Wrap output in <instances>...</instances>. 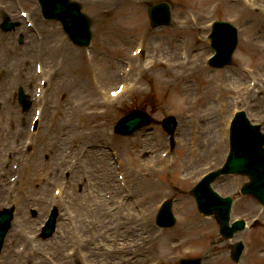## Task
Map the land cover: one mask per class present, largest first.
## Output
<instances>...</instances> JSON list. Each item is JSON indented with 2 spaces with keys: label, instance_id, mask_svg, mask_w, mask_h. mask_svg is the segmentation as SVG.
Listing matches in <instances>:
<instances>
[{
  "label": "rangeland",
  "instance_id": "rangeland-1",
  "mask_svg": "<svg viewBox=\"0 0 264 264\" xmlns=\"http://www.w3.org/2000/svg\"><path fill=\"white\" fill-rule=\"evenodd\" d=\"M95 1L96 0H80L84 11L94 19V32L112 29L119 34L115 43H118L121 46L120 50L115 51L114 54H119L121 52V55L124 57L129 54L132 47L128 48V52H124L123 47L127 46L125 45V42L130 44V41L135 38V35L140 28V24H145L147 29L151 31V44L155 43V45H162L161 42L166 39V33L154 35L156 34V30L148 27V16L145 9L146 5L151 0H113L109 3L105 2L106 4L104 5V8L112 7L113 9L110 10V12H105L106 14H102L104 11L98 12L100 6L99 4H95ZM172 2L174 4L175 21L172 26L161 29H169L170 31L172 28H175V23H177V21H181L187 17L193 19L192 24H190V29L196 28L197 22L195 20L199 19L202 13L205 17L204 24L213 18H230L239 25L241 30V44L234 57L233 65L224 70H218L219 72H217V70H212L208 65H205L206 69L210 71V73H213V79L216 82L224 83V85H240L241 81L234 80L233 78L237 77L240 79V76L239 74L237 75V73L241 71V67L246 70L248 68L254 71V74L259 76H264V44H262L264 43V36H259L260 31L264 28V13L262 11L264 10V6L258 5L264 3V0H250L252 7L248 8L242 7L240 1L235 3L233 0H172ZM126 7L130 10H126ZM121 8L124 10H121ZM132 19H134L133 24L137 30L134 31L133 35L130 32L131 37H128L124 35L122 30L124 27H127L125 25L129 24ZM246 20L248 22H246ZM258 22L261 23L258 24ZM254 23H256V26H251L254 25ZM44 28L45 30L52 29L53 25L51 23H46L44 24ZM108 37L112 36H107L106 38ZM59 39L60 42H65L64 38L61 37L58 38V40ZM56 41L57 40H55V42ZM105 43L108 45L107 40ZM155 45H153V47ZM72 49H76L75 54L78 55L77 57L83 65L82 70L79 74L75 75L73 73H67L64 68L59 80L61 81L60 83H63L65 80L63 78L69 77L72 79L75 77L79 86L83 89H78L77 87L75 89L72 86L70 87V81H68L67 84L69 85L65 86L64 89L60 91L59 97L62 103V101L67 99L71 91H73L75 93V98H78L79 96L81 98L77 101L79 107H76V146L77 149L81 150L82 154L80 155L82 157L78 159L79 153L76 152V155L71 156L70 158L75 159V170L79 161H81L85 167L79 170V173H77V170L76 172L74 171L72 177H74L75 181L69 189L68 184L62 182L67 190L61 201V207L63 209H61V212L63 215L59 233L66 238L63 239L61 236L56 237V235L52 239L53 243L51 245L56 248L61 239H70V237L66 236L67 232L70 236H73L75 238V244L78 247L77 253L80 254L77 256L78 261L73 262L74 264H179V258L186 257L189 254L192 256L203 257V264H217L210 259L208 253L209 249L214 247H220L217 251L222 253L223 256L218 262L223 263L225 257L227 259V242H221L223 239H221L219 235V226L215 223L213 218L204 217L198 212L194 199L189 196V191L193 183H190L187 179L182 182L179 181L182 176L188 178L193 169H196L193 176L194 182L203 172L212 167H216L222 159L218 158V160L215 161L205 158L190 168L188 160H185L184 162L179 160L185 154L182 147H176L174 152L171 151V157H169V159L162 160V166L152 167V157H148L156 150L155 144L151 147H146L147 149H143L146 151L148 150L147 153L142 152L140 148H143L145 139L137 141L136 148L133 144L127 143L124 141V138L121 137H117L114 142L110 132V127L114 121L119 115H121L125 108H128L131 104H142L144 106L150 105L148 109L152 112L156 121H158L157 118L163 119L169 113H174L177 118L182 121L181 118H183V116L176 105V108L174 105L168 109L163 107L169 98L168 93L174 90L178 81H172L173 75L167 70L156 68L148 72L144 78L138 81L139 86L145 88L146 91L141 92V90L135 89L113 105V107H111V112L108 115L110 122L107 127H102V132V130L97 127L99 118H96L94 113L87 114L86 111L100 107V105H98V91L101 86L105 87V89H110L115 85L113 83H108V85L107 83L104 84L103 81L101 82L100 74L94 73L95 76H99V82H101V86L99 83V86L95 87L91 81L92 75L90 76L91 66H86L82 63H85V61H83L85 60L82 54L83 50L81 51V49L77 47H73ZM92 53L94 54L93 50ZM96 55H98V53H96ZM159 57L161 58V56ZM105 61L108 62L112 60L104 59L103 62ZM226 70L228 71L225 75L223 72ZM156 75H161V80L165 81V83L168 82L166 88L169 87L166 89L165 94L161 93V90L165 89L164 84H162L163 88L157 86ZM170 81L172 82V85ZM241 83H245V77ZM259 90L261 92L264 91L263 88ZM82 91L84 92L80 95ZM92 92H94L93 96ZM261 92L256 90L246 104L244 99L238 96L235 100V105L232 107L233 110L242 108L246 110L248 114L251 113L250 117L253 120L262 119L259 116L264 114V100L261 102L259 101V107L254 106L255 101L263 99L264 96ZM54 96L55 98L58 96V91H55ZM94 98H96V100ZM239 101L245 104L243 105L244 107L239 105ZM255 108H258V110L253 111ZM108 134L111 137L110 141H107ZM158 144L160 145L159 142ZM159 145L157 146L159 149H157L155 156L161 158L160 153H162L166 147H163L162 145L160 148ZM102 146H105L106 149L101 148ZM96 149L104 152L109 160L112 159L111 150L118 152V157L123 152L124 157H121L122 160H125V163L122 164L123 166L129 164L131 168L136 169L139 166L146 167L149 165L148 169L141 170L140 175L143 178H141L140 186L135 187L128 183L132 192L135 194L134 199L127 195L122 196L121 199L112 196L113 194L118 193V191L108 192L111 190L112 186H109L107 190H105L106 186H108L105 184V180L110 181L112 178L115 182V172L112 176H100V182L97 184L93 182V180L96 179V172H99V169L96 168L95 165L91 166V168L87 167L86 160L90 154L97 157L103 156L102 152L97 154L98 151H96ZM151 150L152 152H149ZM39 154L41 155L42 152ZM175 154L179 157L177 161L174 160ZM40 155L39 158L46 165L47 171H45V173L44 171H37L36 174L29 172L28 177L32 174L38 184L43 186V184L40 183V181H42L40 179L42 174L47 176L50 174L53 175V170H55V166L58 165L61 160V155L49 160L50 162L45 161L43 155ZM137 156L141 158L138 162L134 160V157ZM54 160L55 163L52 170L51 164ZM106 162L108 163L110 161ZM90 169H92L94 173L90 172ZM129 169L130 168H128V170ZM78 175L82 178V185L77 184ZM113 175L115 176L113 177ZM11 178L12 175L10 176V179ZM57 180L61 183V179L56 178L54 181L56 182ZM55 182L49 181L45 184L44 187L47 191H44V193L37 194L36 190L27 193L26 190H22V186L20 188L16 187L12 189L9 194L7 192L3 193L6 194L7 200L14 199L16 202L20 201L23 203L24 207L21 208L24 212H26V209H24L25 202L38 204V208L41 207L39 203H42L43 209L40 211V216L33 219L30 218V214H28L29 217L26 219L18 217L16 223L13 225V233L11 234L13 235L15 234V231H20V233L25 235L23 240L17 238L15 241L11 238L12 244L10 243L9 245H14V250L16 252H20L24 258H28L29 264L71 263L70 261H67L70 259L68 251L65 252V258L60 262L55 259L54 261L49 259L48 257H52L50 253L54 255V252L51 250L50 246L44 245V243L48 242H42L41 239L37 238V229L44 219L49 198L50 196L52 197ZM243 182L244 180L235 177L234 180L227 182L225 186L223 184L221 185L220 182L216 183V187H218L223 194H230ZM121 193L126 194L123 190ZM103 196H105L106 202L102 199ZM106 196L112 197H108L107 199ZM171 196L176 198L174 210L178 218L177 226L171 231L157 230L154 227V216L158 203L164 197ZM68 203L69 205L67 206ZM235 205L236 210L233 217L239 216L248 221L252 220L254 217H258L261 221V225H259L260 227L256 228V230H248L240 235L247 244V249L245 250L241 264H264V250L260 251L264 248L263 209H261L255 200L250 199L249 197L236 200ZM105 215H107L106 218L102 219ZM31 221L33 223H31ZM21 224H24L23 226L26 228L25 230L20 228ZM182 236L185 238L184 241ZM34 237H36L37 240ZM25 242H27V244ZM19 245L26 249L21 252V250H19ZM208 246L211 247L209 248ZM37 247L39 249L38 257L36 259L33 256L27 257V255L31 253L30 250ZM257 252L262 254L263 257H258ZM69 253L71 252L69 251ZM227 261L230 263L228 259ZM0 264H13V262L6 254H4L3 259H0Z\"/></svg>",
  "mask_w": 264,
  "mask_h": 264
},
{
  "label": "bare ground",
  "instance_id": "bare-ground-1",
  "mask_svg": "<svg viewBox=\"0 0 264 264\" xmlns=\"http://www.w3.org/2000/svg\"><path fill=\"white\" fill-rule=\"evenodd\" d=\"M103 4H105V3H103ZM75 18L79 19L80 20L79 22L82 23V21H81L82 19L79 16H77L76 14H75ZM259 23H261V22H258V24ZM252 26H256V23H254V25H252ZM180 33H184V31H182V32L180 31L179 33H176L174 35H177ZM11 34L12 33L10 32L9 35H11ZM259 36H264V29L260 31ZM168 48H172V49H170V51H172V52H174V50H175V45L170 40H169ZM4 49L5 48H3V46H1L0 55L3 54L2 51H4ZM55 51H56V54H59L64 58L65 63L67 65V66L65 65L66 66L65 71L67 73H71L72 71L75 70V73L78 74V71L80 69L79 60H77L75 58V57H77V55H74V53L71 51V47L69 45H65L63 48L62 47L60 48V51H57V49H55L54 52ZM154 63H156V61H154ZM72 66L75 68H73ZM118 66L119 65H117L114 62H108V65L106 67L103 66V69L101 70V74H102L101 77L102 76L105 77V79L109 80L110 82L119 80V76L117 75V71H116V67H118ZM71 67H72V70H71ZM203 69H204L203 66L202 67H200V66L191 67L189 69L190 76H187V77L194 76L198 73H205ZM213 76L214 75H210L209 73H206L205 79L201 82L202 83L201 87H200L201 93L199 96H196L195 99H194L193 94L189 92L192 90L193 86L191 84H186L183 86V88L181 89V92L179 94L175 93L173 95L171 101L167 102V107L174 105V107L176 108V106H177L178 109L185 115L193 113V111H197V113H195V115L185 119V122L187 123V127L186 128L183 127V129H181V139L183 136V143L187 144L189 146V152L192 154H195V155L199 154V151L203 145V141H207L208 140L207 138L209 135L214 136L216 139L219 140L220 143H221V140H223L221 128H219L220 115L218 113V102H217L218 88H216V85H215L216 82L212 79ZM183 77H185V76H183ZM63 79H65L63 81V83H59V81H57V84L59 86L58 89L60 91L63 90L65 86L69 85V84H67L68 81H70L69 86H71L75 83L77 85V83H78V81L75 77H73L72 79L69 77H66ZM29 81H30V79H29ZM197 81L198 80H196V82ZM31 82H33L32 79H31ZM159 84H161V82ZM55 85H56V83H55ZM72 94H73V92H71V94L67 97L68 102L72 101V99H74L72 97ZM263 96H264V94H263ZM78 98L80 99V97H78ZM263 100H264V97L262 100L258 99L257 101H255V106L259 107V103ZM257 110H258V108H257ZM65 111H67V109H65ZM9 113L10 112L8 111V109H6V108L1 109L0 108V116H1L0 124H1V126H4V124H5L4 122L6 121V119H8ZM57 125H58V129L62 128V126H68V125H71V127L74 126V124L69 123L66 119H62V118H59ZM12 133H13L12 131L8 132L7 129L2 127L0 129V140L4 136L10 137L12 135ZM47 136H49L50 142H52L53 140H56V141L60 140V138H58V136H56L54 134H48L47 133ZM6 140H7V138H6ZM199 142H200V147L196 148L193 144L199 143ZM4 144H5V142L0 141V149L1 150L6 149V146ZM39 146L40 145H38V147ZM48 151H54L53 148H51V144L48 146ZM95 157L96 156L90 154L86 160V164H87V167H89V168H91V166L95 165V167L99 169V172H96V179L93 180V182L95 184H97L100 182V176L103 177V176L112 174L113 167L109 166V162L107 163L105 158H101V157L95 158ZM186 159H190V156H188ZM195 159H197V158H195ZM54 163H55V160L53 161V163L51 165L54 166ZM37 164H38V166H37ZM31 165H32V167H34V166H37V168L39 167L38 170H40V171H43L45 169V166H46L42 162L40 163L39 161H37V159L33 160ZM56 169H57V172L62 173V168L60 166L57 167ZM90 172L94 173L92 169H90ZM34 173H36V171H34ZM55 177L57 178L58 176H55ZM81 182H82V178L78 175L77 184L82 185ZM140 182H141V179H132L131 180V184L135 187L140 186ZM77 184H75V185H77ZM24 190H26L27 193H30V192L36 190L37 194L44 193V191H47V189L44 186H40L36 182V179L33 178L32 174L29 177H27L26 182L24 184ZM39 205L42 206V203L41 204L39 203ZM21 207L23 208V205H21ZM21 212H22V209H21ZM192 216H194V215H192ZM31 223H33V222L31 221ZM257 256L263 257L262 254H257ZM221 259H222V256L218 255V256H214L212 258V261L216 262V261H220ZM216 263L217 264H227V262H225V260L223 261V263H220V262H216Z\"/></svg>",
  "mask_w": 264,
  "mask_h": 264
},
{
  "label": "water",
  "instance_id": "water-1",
  "mask_svg": "<svg viewBox=\"0 0 264 264\" xmlns=\"http://www.w3.org/2000/svg\"><path fill=\"white\" fill-rule=\"evenodd\" d=\"M243 115H239L234 122L233 138H234V151L237 152L239 157L255 160L260 166L264 167V150L261 148L264 144V136L258 134L257 130H250ZM245 133V138L239 135ZM233 169H243V163L240 160L232 162Z\"/></svg>",
  "mask_w": 264,
  "mask_h": 264
}]
</instances>
